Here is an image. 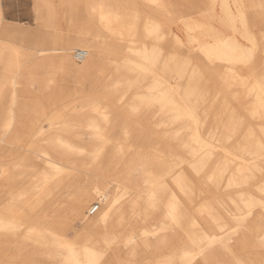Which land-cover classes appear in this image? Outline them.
Listing matches in <instances>:
<instances>
[{
	"label": "bare ground",
	"instance_id": "obj_1",
	"mask_svg": "<svg viewBox=\"0 0 264 264\" xmlns=\"http://www.w3.org/2000/svg\"><path fill=\"white\" fill-rule=\"evenodd\" d=\"M79 1H44L46 48H0V261L264 264V0H142L163 18L140 29L118 0H85L81 27ZM41 99L64 118L24 147Z\"/></svg>",
	"mask_w": 264,
	"mask_h": 264
},
{
	"label": "rangeland",
	"instance_id": "obj_2",
	"mask_svg": "<svg viewBox=\"0 0 264 264\" xmlns=\"http://www.w3.org/2000/svg\"><path fill=\"white\" fill-rule=\"evenodd\" d=\"M39 1V0H38ZM80 9L75 11V14L77 12V15L80 14L81 15V27L83 26V21L87 18V15L85 13V9H83V5L85 3V0H80ZM137 3L139 6V9L141 10V16L139 17V23H138V27L139 29L141 28V25L142 23L146 20V19H155L157 17L160 18H163V16H159L158 14H156L155 12L153 13L152 10H151V7H147L144 5V2L142 0H118V3H121L123 5L122 7V10H131L132 7H129V3ZM65 3V2H63ZM128 4V5H127ZM141 7V8H140ZM145 8V9H144ZM144 10V11H143ZM38 14H41V15H38V18H36L35 20V23L33 25H17V26H21V27H28L32 30H35L36 33H37V36L34 37L33 39H30V41H28V38L27 40H25L23 43H21L22 41H19L18 43H15L21 47H25V50H27L28 48L30 47H36V48H46V46H48L50 44V38L51 37H47L46 39V43L45 44H41L37 47V40L39 38V36L41 37L43 35V32H44V29L47 28V24L48 22L50 21V17L47 15V10L45 9V6L43 4H40L39 5V13ZM70 16V15H69ZM41 17V18H40ZM68 17V15H67ZM66 17V19H67ZM68 22V20H66ZM72 22V21H71ZM6 25H8L6 22H5ZM68 30L69 28L71 29H74L76 28V30H78L79 28V24L77 25H70L67 27ZM68 34V33H67ZM4 41H7L6 40V37L5 35H3V30L1 29L0 27V48H3L5 47L4 44H2V42ZM1 58L2 60H0V80L2 79H5L3 78V76L5 74H8V72H5L4 70H1V63H3L5 61L6 58H8L9 56V53L6 52V49H2V54H1ZM216 69V68H215ZM47 69L46 68H43L41 69V72H43L44 74L46 73ZM44 77L46 78V75H44ZM214 77V75H213ZM216 84H218L219 86H222V82L220 81H216ZM217 86V87H219ZM217 90V89H216ZM213 91L210 92L208 94V96H211L209 97L207 100L209 102H212V100L214 102H217V103H221L223 100H224V97L222 96V93H223V90L221 91ZM149 90L148 89H142L141 90V96H138L135 97L136 99H138L137 101L135 100V103L138 104V102L143 99V95H149ZM213 95H215L214 97H212ZM85 96H88V97H91V96H100V97H104L105 99L108 98L107 94L104 93V91L100 90L98 93L97 92H92V93H89ZM229 100V102H234V100L230 97L227 98ZM133 98L131 97L130 101H132ZM67 103V100H58L57 102L53 103V104H50L48 105L47 101L44 100V99H41L37 104H38V107L37 108H29L28 110H23V112H21L22 114V117L19 119V124H18V127H20L21 130L23 131H28L31 129L30 133H24L22 134V137H23V144H24V147H29L30 146V143H34V142H37V143H42V141L39 139L40 136H42V133H41V129L45 130V134H50L52 135L53 133H55V130H54V126H58L59 124H56V123H51L52 121L54 120H59L61 118H64L61 117V116H58V111L60 110H63L65 108V104ZM134 103V104H135ZM80 102L77 100L75 101V106L77 108H80L81 106L79 105ZM5 104H2L0 103V121L3 117V113L6 111V108H5ZM110 106V105H109ZM112 107V106H111ZM116 111L119 113L120 116L122 117H126L127 115V110L126 108L121 105L117 106L116 108ZM215 109H218L217 107H212L211 110H215ZM43 113V114H42ZM147 114H151V112H143L142 113V116L139 117V119H134V121H142V122H146V123H149L151 120L146 118L145 116ZM145 123V124H146ZM145 126V125H144ZM151 130V129H150ZM24 151V150H23ZM4 153V151L0 150V155H2ZM1 171H2V168L0 166V175H1ZM7 187L8 185L4 183V181L1 180L0 178V190H7ZM111 189V188H110ZM0 193H2V191H0ZM99 205V202L96 200V201H93L91 204H89L88 207L92 206V205ZM98 210V209H97ZM96 210V211H97ZM76 226H80V223H76L75 224ZM72 234V232L70 233ZM0 264H5L4 262L0 261Z\"/></svg>",
	"mask_w": 264,
	"mask_h": 264
},
{
	"label": "crops",
	"instance_id": "obj_3",
	"mask_svg": "<svg viewBox=\"0 0 264 264\" xmlns=\"http://www.w3.org/2000/svg\"><path fill=\"white\" fill-rule=\"evenodd\" d=\"M45 0H0V27L7 41L23 43L28 38V27L17 25H33L38 18L39 5ZM5 22L8 24L6 25Z\"/></svg>",
	"mask_w": 264,
	"mask_h": 264
},
{
	"label": "built area",
	"instance_id": "obj_4",
	"mask_svg": "<svg viewBox=\"0 0 264 264\" xmlns=\"http://www.w3.org/2000/svg\"><path fill=\"white\" fill-rule=\"evenodd\" d=\"M85 55H86V51H84V50H77V51H75V53H74V59L76 60V61H81L84 57H85ZM98 208V205L97 204H95V205H93L91 208H90V213H93L94 211H96V209Z\"/></svg>",
	"mask_w": 264,
	"mask_h": 264
}]
</instances>
